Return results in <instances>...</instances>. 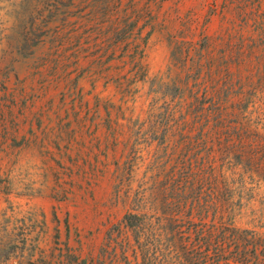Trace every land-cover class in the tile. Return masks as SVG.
I'll return each mask as SVG.
<instances>
[{"label": "rangeland", "instance_id": "obj_1", "mask_svg": "<svg viewBox=\"0 0 264 264\" xmlns=\"http://www.w3.org/2000/svg\"><path fill=\"white\" fill-rule=\"evenodd\" d=\"M234 206L264 232V0H0V264H148Z\"/></svg>", "mask_w": 264, "mask_h": 264}, {"label": "trees", "instance_id": "obj_2", "mask_svg": "<svg viewBox=\"0 0 264 264\" xmlns=\"http://www.w3.org/2000/svg\"><path fill=\"white\" fill-rule=\"evenodd\" d=\"M228 179L230 180L229 177ZM215 205L212 203V206ZM234 212L235 206L229 214L228 222L220 219L211 226L195 224L189 229V233L194 232L192 248L186 235L174 233L175 229L170 236L158 239L147 233L146 242H141L144 260H148V264H225L223 262L228 261L229 264H234L251 258V252L258 251L259 248L264 250V232L238 227L233 220ZM138 218L136 213H127L123 222L134 227ZM137 242L140 243V237H137ZM152 244L156 246L155 253L156 250L159 251L157 256H153L150 251Z\"/></svg>", "mask_w": 264, "mask_h": 264}, {"label": "crops", "instance_id": "obj_3", "mask_svg": "<svg viewBox=\"0 0 264 264\" xmlns=\"http://www.w3.org/2000/svg\"><path fill=\"white\" fill-rule=\"evenodd\" d=\"M56 136L57 135H18L16 136L15 142L17 144V148L21 151V154H20L21 159L29 161L30 164L32 165L39 164L37 163L38 162L37 160L38 159L40 160L42 157V153L40 152L42 145L45 143H49V141L53 138L55 140ZM61 141L60 139H58L57 144L58 145L61 144ZM33 170L36 171L37 168ZM44 196L50 197L46 195L45 192H44Z\"/></svg>", "mask_w": 264, "mask_h": 264}]
</instances>
